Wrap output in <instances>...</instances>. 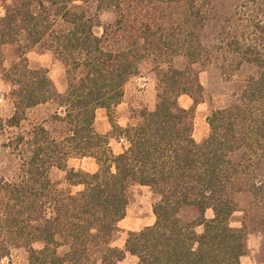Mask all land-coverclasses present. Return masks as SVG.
<instances>
[{
  "label": "trees",
  "instance_id": "trees-1",
  "mask_svg": "<svg viewBox=\"0 0 264 264\" xmlns=\"http://www.w3.org/2000/svg\"><path fill=\"white\" fill-rule=\"evenodd\" d=\"M214 1L142 0L132 22L123 18L122 0L5 5L0 77L11 87L14 111L0 120V129L9 133L5 147L19 161V174L0 179V264L21 248L29 264H125L127 256L133 264H242L248 236L264 237V0H238L211 37L207 31L218 20ZM148 4L168 12L164 25L150 14L137 18ZM108 11L120 18L100 33L98 19ZM38 46L63 63L64 93L45 69L30 66L26 54ZM8 47L17 56L9 67L3 57ZM217 52L255 66L257 74L233 106L208 116V136L198 142L195 113L204 89L197 69ZM151 56L168 64L158 72L156 107L122 128L112 110ZM180 57L186 61L182 70L174 67ZM183 96L193 100L190 109L180 105ZM50 102L63 135L40 123L25 126L29 111ZM99 110L108 114L107 134L96 131ZM112 139L122 144L120 154ZM85 158L94 160L96 171L69 169L70 160ZM53 169L65 173L64 183L52 180ZM135 186L156 195L155 223L129 233L122 250L113 241ZM238 195L251 203L241 227L234 228ZM187 208L199 214L193 222L181 217Z\"/></svg>",
  "mask_w": 264,
  "mask_h": 264
},
{
  "label": "rangeland",
  "instance_id": "rangeland-1",
  "mask_svg": "<svg viewBox=\"0 0 264 264\" xmlns=\"http://www.w3.org/2000/svg\"><path fill=\"white\" fill-rule=\"evenodd\" d=\"M12 0H0V16L4 15V7L11 3ZM123 18L133 21V8L140 7L142 0H122ZM238 0H215L213 4L212 15L218 20H213L211 28L207 31L211 37L217 33L222 26V21L230 15ZM150 8V10H149ZM92 10V6L90 8ZM148 10H142L137 18L141 19L144 15L150 14L152 20L157 24L164 25L168 12L160 7H153L148 4ZM140 11V12H141ZM145 12L147 14H145ZM121 13L115 11L104 12L98 19L99 32L102 33L103 27H107L115 23L120 18ZM135 15V14H134ZM131 32V29L129 30ZM215 32V33H214ZM133 33V31H132ZM122 35V33H121ZM3 57L5 65L9 67L17 60L16 52L13 48H4ZM30 66L34 69L41 68L48 72L49 78L53 81L59 93H64L66 89L65 67L63 63L50 51H42L41 47H35L28 50L26 54ZM167 60L157 59L155 56L149 57L141 66L137 76L131 78L124 88V98L119 106L112 110L114 122L120 127L126 128L128 125L137 124L140 113L143 110L153 111L157 104V93L159 69L166 70ZM186 61L184 58H176L174 67L176 69H184ZM199 73V81L203 87L202 102L196 108L195 113V139L198 142L204 141L209 133L207 123L208 116L223 108H228L236 103L238 96L243 90L247 81L256 76L257 69L255 66L247 63H241L240 58L217 52L212 56L211 63L206 67L197 69ZM11 87L2 77H0V120L9 119L14 111V103L11 98ZM180 105L187 109L193 106V100L188 96L180 99ZM57 111L54 102L42 105L28 112V122L25 126L33 123L43 124L48 130L63 135L65 127L61 124H54L52 119ZM96 131L101 134H107L111 131L108 114L105 110L97 112ZM9 133L0 129V179L12 180L17 178L19 174V161L11 154L5 145L8 142ZM111 148L115 154H120L122 144L112 139ZM69 169L83 170L86 172H94L97 167L93 159H72L70 160ZM51 178L55 183H64L65 173L53 169ZM80 188L74 189L75 192ZM238 203V211L231 219V226L240 228L244 217V210L250 205L251 200L246 195H238L236 197ZM157 202L156 195L147 187L135 186L130 190L129 206L126 217L118 225L119 231L116 234L113 246L124 249L125 242L129 233L140 232L141 230L152 226L155 223L153 214V206ZM197 210L187 208L181 213V217L185 222H193L198 218ZM212 211L207 213V218H212ZM202 232V228L197 230ZM247 257L244 258V264H261L264 263V237L262 234H251L247 239ZM39 248V245H35ZM125 264H133L135 260L127 256ZM4 264H29L28 253L24 248L13 251L10 259Z\"/></svg>",
  "mask_w": 264,
  "mask_h": 264
},
{
  "label": "crops",
  "instance_id": "crops-1",
  "mask_svg": "<svg viewBox=\"0 0 264 264\" xmlns=\"http://www.w3.org/2000/svg\"><path fill=\"white\" fill-rule=\"evenodd\" d=\"M181 98H182V97H181ZM187 108H188V107H185V109H187ZM208 212H209V211H208ZM208 212H207V213H208ZM206 216H207V214H206ZM246 257H247V256H245L244 258H246ZM244 258H243L242 261H241L242 264H244ZM261 264H264V263H261Z\"/></svg>",
  "mask_w": 264,
  "mask_h": 264
}]
</instances>
